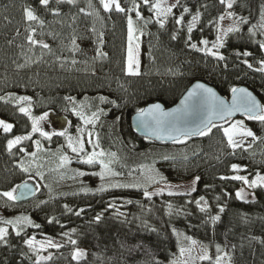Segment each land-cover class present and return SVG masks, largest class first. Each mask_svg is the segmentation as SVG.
Returning a JSON list of instances; mask_svg holds the SVG:
<instances>
[{"label": "trees", "instance_id": "trees-1", "mask_svg": "<svg viewBox=\"0 0 264 264\" xmlns=\"http://www.w3.org/2000/svg\"><path fill=\"white\" fill-rule=\"evenodd\" d=\"M162 1L121 0L125 11L117 13L105 12L99 0L52 2L48 7L41 0H0V118L13 126L10 133L0 134V192L28 179L20 162L34 150V144L55 148L65 143L64 135L47 140L33 132L31 140L8 151V143L28 136L34 119L47 112L67 120L66 132L71 137L77 136L79 128L90 130L99 145L95 149H115L124 162H144L159 169L161 182L199 177L191 196L165 194L146 200L145 188L132 187L87 196L60 194L48 200L37 192L23 203L0 198L5 215L29 213L32 224L40 226L18 231L7 227L8 235L0 242V264H176L178 232L209 251L210 256L198 264H216L221 253L228 254L232 264H264V188L252 189L254 202L244 203L236 197L240 181L220 179L264 174V122L244 117L258 138L251 146L235 149L222 131L225 123L210 126L208 136L182 138L186 143L154 142L136 135L129 123L149 103L173 105L197 80L223 96L246 86L264 109V71L260 70L264 0H235L230 12L240 31L225 32L224 47L219 49L215 48L220 42L219 18L226 4L176 0L172 12L160 16L155 4ZM128 4L131 9L139 5V17L128 13ZM28 10L37 21L27 20ZM129 16L140 36L139 77L125 74ZM196 16L199 20L193 26ZM30 39L36 43L30 44ZM205 40L208 48L202 43ZM98 51L106 58L98 56ZM220 55L223 61L216 59ZM8 97L27 98L31 104L18 105L17 99L4 103ZM87 97L94 99L87 107L106 110L96 113L94 125L80 121L72 110V105H78L72 101ZM101 97L112 103H98ZM22 107L30 109L28 116L20 111ZM233 167L244 171L234 173ZM196 201H202L199 207ZM200 207L209 211L202 212ZM217 215L221 217L218 222L214 221ZM97 217L102 218L99 223ZM30 237L58 242L51 260L37 259V250L27 246ZM76 249L86 255L74 260Z\"/></svg>", "mask_w": 264, "mask_h": 264}, {"label": "rangeland", "instance_id": "rangeland-1", "mask_svg": "<svg viewBox=\"0 0 264 264\" xmlns=\"http://www.w3.org/2000/svg\"><path fill=\"white\" fill-rule=\"evenodd\" d=\"M175 1L176 0H163L162 2H160L161 12L158 15L163 16L164 10L172 7ZM119 3L123 8V3H121V0H119ZM127 6H129V4ZM127 10L129 11V14L134 12L132 11L130 6ZM222 16H227L228 18L223 21L220 20L219 37L227 32L229 28L236 27L235 20L232 17L230 9L226 8V11ZM130 17L131 16H129L128 20L131 19ZM128 34L129 33L127 31L126 51L128 48ZM138 43L139 47L137 50V54L140 62V36ZM101 98L97 100V102L100 104L102 103ZM93 100V98L89 97L82 98L75 101L78 102V105H72V110L74 111L75 115L79 117L80 121L84 122L88 119H92L93 117H95L96 113L100 111L106 113V110L104 109H94L87 107V105L91 104ZM86 113H89V115ZM90 115H92V117H90ZM45 116H47V119L41 120V117ZM0 121L3 120L0 118ZM34 121H39V124L36 125V127L39 129V131H36L38 134L43 132L45 133V135L52 136L53 133H64V137L66 138L64 144H61V146L55 148L45 147L39 144L38 150L37 144H34V150L25 154L23 160L20 162L21 169H28V171L22 170L24 173H27L28 179L26 181L34 183V185L36 186V192L42 195L41 198L45 197L46 200L57 197L60 194L68 197H75L72 195H85V193L92 194L105 192L101 190L102 188L108 189L109 191L132 187H142L145 188L144 191H142L143 196H145L146 193L154 196L156 192L162 191L164 193H167L170 190L189 192L193 187V181L196 180V177H194L192 179L183 181H167L156 183L155 181L161 178L158 175L159 169L155 170L153 168H149L144 162H124L120 157V152L115 149L107 151L95 149L96 138L90 130L79 128L77 136L71 137L66 132V128L68 126L67 120L64 117L53 114L51 112L44 113L43 115L34 119ZM234 124L242 125L239 131H251L254 138L236 136L234 137V142L238 141L239 143L235 144V147L231 146V148L235 149L237 147H240L241 145L242 147L251 146V143L258 138V134L254 130L253 126L244 119V117L231 119L225 122V124L222 125V131L224 132L225 129H231L232 125ZM89 129H91V127ZM3 133H5L3 129H0V134ZM32 133L33 130L28 136H31ZM226 138L228 139L227 136ZM90 140L92 141V143H89ZM69 143H71L73 147H77V149L82 143L85 151L77 155V153L73 152L72 149L68 146ZM100 151H103L105 153V156L99 158V163L85 164L81 162L82 160L86 159L87 156L92 155L93 152ZM65 157L67 158V162L62 163ZM81 173H83L84 175H81ZM101 174L105 176V179L102 180L100 178ZM257 175L264 176V174ZM257 175L247 176L239 174V176L241 177H247L250 183L256 179ZM118 185H124V187L120 188L118 187ZM14 188L16 189V187ZM14 188H12L10 191H12ZM241 190L246 193V198L249 201L254 200V196L251 191L252 189L248 188L240 181V187L238 188L236 193L240 192ZM65 198L67 197H64L63 199ZM23 218H27L31 221V223L33 221L29 213L5 215L4 210L0 208V221H13L12 224H4L0 222V228L10 227V229L14 231L24 229L27 227V225L24 223ZM32 238L33 237L28 238L27 241ZM177 238L178 248L176 257L174 258V262L176 264H198V261L201 258H205V256L208 258L210 256L209 251L201 246L199 242H197V240H195L194 238L185 235L183 232H178ZM192 241H195V244H193ZM50 244L54 246L50 247ZM57 247L58 242L56 241L46 238H35V244L32 248L37 250L38 260H46L51 256L53 249ZM181 249L185 250L183 254H181ZM78 251L84 253V251L80 249L74 250L72 255L74 260L82 258H74L75 253ZM220 256L225 257V259L222 260L220 264H232L230 256H228V254L221 253L216 257V260Z\"/></svg>", "mask_w": 264, "mask_h": 264}, {"label": "snow or ice", "instance_id": "snow-or-ice-1", "mask_svg": "<svg viewBox=\"0 0 264 264\" xmlns=\"http://www.w3.org/2000/svg\"><path fill=\"white\" fill-rule=\"evenodd\" d=\"M52 2H56V3H60V4H71L73 3V0H41V4L43 7H48V5ZM148 0H143V3L147 4ZM220 4L225 5L228 9H231L233 7V4L235 3V0H219ZM100 3L103 6V10L105 12H112L113 10L117 13H123L125 11L124 8H122L120 6L119 0H100ZM139 8V5H135V7L132 9V11L136 12V15L139 17V12L137 11V9ZM155 11L157 12V14H160L161 12V4L160 3H156L155 4ZM172 12V8L169 7L167 9L164 10V15L167 16L168 14H170ZM185 12H187V9H185ZM55 15H58L59 13H54ZM91 13H89L90 15ZM26 18L28 21L30 22H34L37 21V16L31 11L28 10L26 12ZM227 16H221L219 19L221 21L227 19ZM142 19V17H141ZM183 20V17L180 18V20H177L176 23L180 24ZM199 20V17H193V26L195 25V23ZM237 23H239V21H237ZM243 23L247 24L248 21L244 20ZM160 27L163 28L164 24H160ZM193 30L192 27H190L188 29L189 33H191V31ZM240 28L239 27H232L228 29V32H239ZM128 48H127V60H126V69H125V74L129 77H139L142 75V72L140 70V62H139V58H138V54H137V50L139 47V35L136 32L135 29V25H134V21H132L131 19L128 20ZM32 35H35L34 33ZM226 35V33H225ZM102 39V37H101ZM223 39L224 36H220L218 38V40L220 42H218L215 45V48L219 49L224 47L223 44ZM30 44H35L36 41L35 40H29L28 41ZM205 48H208V41L205 40L202 42ZM44 48H48L49 46L47 44H43L41 45ZM102 48V45L100 46ZM192 47L195 49L196 45H192ZM262 48H264V45H261ZM198 50V49H197ZM208 55H212V52L209 51L207 53ZM98 56L100 57H104L106 58V54L103 53V51H98L97 53ZM245 55H248L247 53H245ZM217 60H221L223 61L225 59L224 56L220 55L216 57ZM249 68H251V65H248ZM260 70L264 71V64H262L260 66ZM197 90H202L205 93H208L209 95L214 96L215 94L211 92V89H207L204 88L203 85H197ZM232 92L234 94L237 95L238 100L234 99L233 100V107H235L237 105V103L239 102L243 107H245L247 109V111L249 112V114L251 115V118L255 119L258 118L260 121L264 122V114L259 115L258 117L255 115L256 109L259 107V105L256 104L255 100L251 97L250 93L245 92L243 89H236L233 88ZM196 94V90H194L193 92L189 93V99H191L194 95ZM13 99H17L18 100V105H24V104H31V101L28 100L27 98H15V97H8L6 100H4V103H8L10 100ZM101 102L103 103H112L111 101H107L104 100V98H101ZM72 103H75V101H72ZM219 105L223 106L224 105V101H219L218 102ZM20 111L25 115L28 116L30 114V109L27 107H22L20 108ZM161 108L160 105L157 104L155 106H153L152 108L147 109L146 112H141V116L150 114V113H154V112H160ZM262 112H264V109L261 110ZM231 113H229L230 115ZM99 115V114H97ZM169 116H172L173 114L169 113L166 114ZM47 116L45 117H41V120H46ZM86 124H92L94 125L96 123V119L95 117H93L92 119H88L85 121ZM39 124V121H33V132L39 131V129L36 127V125ZM242 127V125H238V124H234L232 125L231 129H225L224 130V134L228 137V144L229 146L235 147V144H238V141L234 142V137L236 136H245V137H253V133L251 131L248 130H244V131H239V129ZM13 126L11 124L5 123L3 121H0V129H3V131L5 133H10L12 131ZM202 134L204 136H208L210 134V128L208 127V125H205L201 128H199L198 130H193L192 132H188L186 133L187 135H192V134ZM41 136H43L45 139L47 140H51L52 137L45 135V133L41 132L40 133ZM53 135H64V133H53ZM254 138V137H253ZM32 137L31 136H25V137H21V138H16L11 140L8 145H7V149L8 151L11 153L12 150L14 148H16L18 145H21L23 143H25L26 140H31ZM173 141L175 143H186V141L184 139H181L179 137H173ZM89 143H92V141L90 140ZM73 152H76L77 155H79L80 153H83L85 151L83 144L81 143L79 145V148L77 149V147H73L71 143H69L68 145ZM242 146V145H241ZM95 147H99L98 144L95 145ZM37 149L39 150V142H37ZM21 151H23V149H20ZM105 153L103 151L100 152H93L92 155L87 156L86 159L82 160V163L85 164H94V163H99L100 157H104ZM67 162V158H64V161H62V163ZM23 171H28V169H22ZM232 172L234 173H239L241 171H244L243 169L239 168V167H233L231 169ZM81 175H84L83 173H81ZM100 178L103 180L105 179V176L103 174L100 175ZM221 180L224 179H229V180H235V181H241L244 185H246L248 188L251 189H255V188H264V176H259L257 175L256 179L254 181H252L251 183L249 182L247 177H241L239 175H233L230 177H220ZM163 180V178L161 177L160 179L156 180V183H161V181ZM199 182V177L196 178L195 181H193V187L191 189V191L189 192H179V191H168L167 193L164 192H156L155 195L157 196H163L165 194L169 195V196H191L193 192L196 191L195 188V184ZM118 187L123 188L124 185H118ZM102 191H108V189H101ZM16 192V189L14 188L12 191L9 192H0V198H6L8 201H14L16 199L14 193ZM87 194V193H85ZM95 194V193H93ZM236 197L237 199H241L243 200L244 203H249L250 201L246 198V193L241 190L240 192L236 193ZM146 200H152L153 196L151 194H145L144 197ZM254 202V201H252ZM189 203H191V201H189ZM202 201H196L197 206L199 207L201 205ZM204 204L207 203V201H203ZM200 211L202 212H208L209 209L207 207H200ZM221 212L224 211L223 208L220 209ZM77 216H79L81 213L80 212H76L75 213ZM171 214V213H170ZM24 219V223L28 226V227H40L39 225H33L31 223L30 220H28L27 218H23ZM102 218L101 217H97L96 222L99 223L100 220ZM221 217L219 215L214 217V221L218 222L220 221ZM4 224H12L13 221H8V220H4V221H0ZM53 221H49V223H52ZM153 231H155V229H153ZM8 235V229L7 228H0V242L5 241L6 237ZM17 236L21 235L20 232L16 233ZM73 244L76 243V241H72ZM193 244H195V241H192ZM35 244V237H33L32 239L27 241V246L29 248H32L33 245ZM54 246V245H49ZM185 250L181 249V254H183ZM86 254L83 252H76L74 258H80V257H84ZM49 260L52 259V257H48ZM205 259H207V257L205 256ZM225 257L224 256H220L217 261L216 264H220V262L222 260H224ZM39 264V262H38Z\"/></svg>", "mask_w": 264, "mask_h": 264}, {"label": "water", "instance_id": "water-1", "mask_svg": "<svg viewBox=\"0 0 264 264\" xmlns=\"http://www.w3.org/2000/svg\"><path fill=\"white\" fill-rule=\"evenodd\" d=\"M197 85H203L204 88L211 89L215 95H209L202 90H197ZM236 89H243L250 93L259 107L256 109L255 115L262 113V102L260 99L246 86H237ZM196 90V94L189 99V93ZM238 97L232 91L228 96L221 95L213 86L197 80L189 85L182 96L171 106L165 107L160 102H153L145 105L142 110L133 114L130 118V128L138 136L150 139L157 143H171L173 137L189 138L199 134L187 135L194 129L213 124L224 123L227 120L239 117H250L251 115L245 107L239 102L233 107V100ZM219 101H224V105H219ZM159 104L161 111L141 116V112ZM173 114L172 116L166 114ZM229 113H231L229 115ZM17 203L28 202L36 195V186L32 182H22L18 185L15 192Z\"/></svg>", "mask_w": 264, "mask_h": 264}]
</instances>
